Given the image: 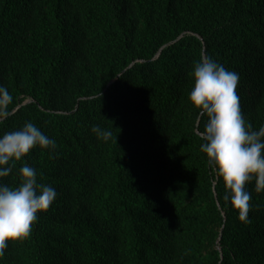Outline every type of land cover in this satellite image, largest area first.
Returning a JSON list of instances; mask_svg holds the SVG:
<instances>
[{
  "label": "trees",
  "instance_id": "16d2710c",
  "mask_svg": "<svg viewBox=\"0 0 264 264\" xmlns=\"http://www.w3.org/2000/svg\"><path fill=\"white\" fill-rule=\"evenodd\" d=\"M201 55L238 73L259 129L264 0H0V85L13 96L0 135L31 121L54 139L23 161L57 192L0 264H264V191L246 184L240 221L200 151L207 116L187 95Z\"/></svg>",
  "mask_w": 264,
  "mask_h": 264
},
{
  "label": "clouds",
  "instance_id": "9594fccd",
  "mask_svg": "<svg viewBox=\"0 0 264 264\" xmlns=\"http://www.w3.org/2000/svg\"><path fill=\"white\" fill-rule=\"evenodd\" d=\"M192 87L187 99L207 120L200 132V151L214 165L228 194L224 199L237 211V218L248 223L250 193L246 184L254 182L256 192L264 191V124L253 129L242 114L236 88L239 75L211 57L201 55L194 62ZM13 96L0 85V119L6 118ZM91 132L108 140L111 131L93 125ZM53 150L54 139L45 135L31 121L18 130L0 135V256L7 242L26 238L37 221L57 197L54 187L38 182L36 169L23 158L35 147ZM16 169L18 182L8 184L3 178Z\"/></svg>",
  "mask_w": 264,
  "mask_h": 264
},
{
  "label": "water",
  "instance_id": "95a60500",
  "mask_svg": "<svg viewBox=\"0 0 264 264\" xmlns=\"http://www.w3.org/2000/svg\"><path fill=\"white\" fill-rule=\"evenodd\" d=\"M27 101L30 102V101H33V100L31 99V100H27ZM24 103H25V101H24ZM17 107H18V106H17ZM17 107H16V108H17Z\"/></svg>",
  "mask_w": 264,
  "mask_h": 264
}]
</instances>
